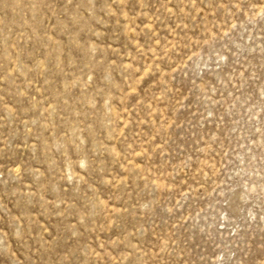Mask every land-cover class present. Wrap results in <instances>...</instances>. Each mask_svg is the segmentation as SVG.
Returning a JSON list of instances; mask_svg holds the SVG:
<instances>
[{
    "label": "rangeland",
    "instance_id": "obj_1",
    "mask_svg": "<svg viewBox=\"0 0 264 264\" xmlns=\"http://www.w3.org/2000/svg\"><path fill=\"white\" fill-rule=\"evenodd\" d=\"M0 264H264V0H0Z\"/></svg>",
    "mask_w": 264,
    "mask_h": 264
}]
</instances>
